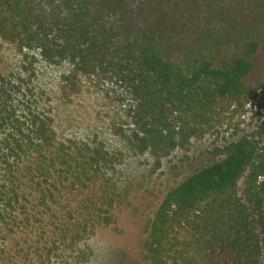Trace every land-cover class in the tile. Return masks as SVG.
<instances>
[{"label": "trees", "instance_id": "trees-1", "mask_svg": "<svg viewBox=\"0 0 264 264\" xmlns=\"http://www.w3.org/2000/svg\"><path fill=\"white\" fill-rule=\"evenodd\" d=\"M87 2L58 0L69 12L51 24L29 0H0V40L23 59L0 65L4 264H87L96 231L129 204V181L118 178L117 158L103 143L58 137L29 51L71 66L64 92L75 73H118L132 98V129L119 138L131 152L157 157L183 148L195 133L190 123L204 125L219 102L246 95L264 65V0H90L91 13ZM185 23L195 33L176 64L157 42ZM255 137L216 149L223 159L175 182L144 226L139 257L115 251L108 261L264 264V142Z\"/></svg>", "mask_w": 264, "mask_h": 264}, {"label": "rangeland", "instance_id": "rangeland-1", "mask_svg": "<svg viewBox=\"0 0 264 264\" xmlns=\"http://www.w3.org/2000/svg\"><path fill=\"white\" fill-rule=\"evenodd\" d=\"M29 1L37 11L42 9L51 24L60 23L69 12L62 4L59 5L58 0ZM88 1L83 9L91 13ZM137 2L134 0L135 6ZM57 29L53 27L50 34L56 35ZM211 29L213 32L219 31L214 27ZM193 32L189 23L180 24V27L177 25L175 30L158 38V52L164 59L180 64L186 55L190 37L194 36ZM28 53L33 56L35 87L44 92L42 99L54 115L53 125L58 137L103 143L105 149L117 158L118 178L129 181V204L116 208L114 224L98 229L88 241L93 256L87 264H112L108 260L115 255V251H122L126 256L137 259L145 238L144 226L175 182L191 169L223 159L224 155L215 150L246 135L257 134L255 139L260 144L264 142V65L260 74L249 81L246 95L219 102L204 125L190 123L195 133L183 148L178 147L157 157L151 153H133L119 138L132 129V98L118 73L112 69H99L90 75L73 73L70 88L64 92L62 87L66 84L71 66L66 63L48 64L41 61L36 52ZM22 61L16 49L0 40V65L10 63L19 66ZM176 131H180L178 124ZM242 189L243 179L237 184L238 192ZM65 260L68 259L58 258L51 264H67ZM0 264H4V254L0 255ZM26 264L31 263L27 261Z\"/></svg>", "mask_w": 264, "mask_h": 264}]
</instances>
